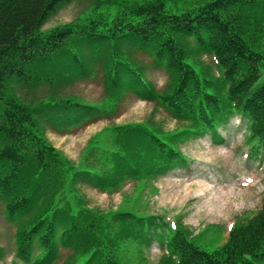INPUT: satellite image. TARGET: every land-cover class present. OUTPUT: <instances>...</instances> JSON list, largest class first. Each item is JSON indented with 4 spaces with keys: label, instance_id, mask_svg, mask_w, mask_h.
Instances as JSON below:
<instances>
[{
    "label": "trees",
    "instance_id": "obj_1",
    "mask_svg": "<svg viewBox=\"0 0 264 264\" xmlns=\"http://www.w3.org/2000/svg\"><path fill=\"white\" fill-rule=\"evenodd\" d=\"M71 1L0 0V197L17 224L16 254L25 264H58L63 249L70 251L63 264H124L126 243L150 244L159 221L94 210L81 186L113 192L128 180L184 166L180 144L204 133L217 140L218 127L235 114L264 146V0H200L191 7L108 0L103 13L43 31ZM140 50L167 70L163 90L146 78L134 56ZM202 53L215 58L219 77L202 69ZM100 72L109 102L133 92L187 125L174 131L149 120L106 126L90 138L78 165L41 134L36 114L66 120V110L74 109L95 120L112 110L53 96L32 105L7 86L14 78L23 87L56 90ZM169 238L170 254L160 264H264V200L217 249L201 248L178 228Z\"/></svg>",
    "mask_w": 264,
    "mask_h": 264
},
{
    "label": "rangeland",
    "instance_id": "obj_2",
    "mask_svg": "<svg viewBox=\"0 0 264 264\" xmlns=\"http://www.w3.org/2000/svg\"><path fill=\"white\" fill-rule=\"evenodd\" d=\"M174 1L181 7L195 6L200 2ZM106 2L108 0H73L58 9L43 30L64 23L84 22L97 13H103ZM262 48L264 49V40ZM134 56L145 67L147 78L162 90L169 79L166 70L157 67L148 53L136 51ZM199 59L201 67L209 69L210 75H218L219 69L211 55H201ZM7 86L11 88L10 83ZM14 87L22 97L28 95L29 99L47 94V88L44 87L32 91L25 87L20 89L17 83ZM59 93L60 96H70L81 101L105 103L109 108L118 104L114 112L104 115V119L88 124H83L86 120L84 113L74 109L66 110L65 117H69L66 120H57L56 117L47 119L44 112L36 114L40 130H46L49 140L76 163L81 159V152L88 138L106 126L147 119L170 130L179 125L164 108L156 107L154 103L142 100L132 92H128L120 101L109 102L111 100L105 99L106 91L101 74L65 85ZM1 108L3 105H0ZM79 123L83 125L67 133L47 128L48 125L61 131H69ZM220 131L225 138L224 142H213L208 134L183 144L184 154L191 159L189 165L177 168L156 180L139 183L129 181L123 189L121 187V190L113 193L83 186L89 206L100 212L124 206L135 207V211L143 215H162L155 235L158 243L153 241L148 248L133 244L125 247L121 252V259L125 264H157L166 252V245L163 243L168 241L172 225L179 228L184 225L193 235L200 232L195 238L197 243L208 251L214 250L225 242L227 231L233 222L239 224L258 210L264 196V149L260 153L254 141L248 138L246 124L241 118L235 117L228 128H221ZM3 146L4 141L0 139V148ZM232 190L234 193H231ZM127 196L131 198L125 201ZM221 203H224V206H220L221 211H217L219 208L210 211L211 205ZM14 230L15 224L7 218L0 198V264H23L15 255Z\"/></svg>",
    "mask_w": 264,
    "mask_h": 264
},
{
    "label": "bare ground",
    "instance_id": "obj_3",
    "mask_svg": "<svg viewBox=\"0 0 264 264\" xmlns=\"http://www.w3.org/2000/svg\"><path fill=\"white\" fill-rule=\"evenodd\" d=\"M231 193H234V190H232ZM217 198H218V196H217ZM210 201H211V200H210ZM224 201H225V200H224ZM207 202H209V200H207ZM225 204L227 205V199H226ZM221 205L224 206V203L211 205V207H210V211L213 212V211H214L215 209H217V208H219L217 211H221V210H222V208L220 207ZM225 208H226V206H225ZM220 209H221V210H220Z\"/></svg>",
    "mask_w": 264,
    "mask_h": 264
}]
</instances>
